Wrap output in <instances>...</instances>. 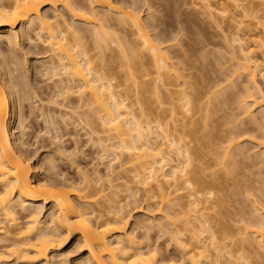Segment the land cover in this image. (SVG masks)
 Segmentation results:
<instances>
[{"label": "bare ground", "instance_id": "1", "mask_svg": "<svg viewBox=\"0 0 264 264\" xmlns=\"http://www.w3.org/2000/svg\"><path fill=\"white\" fill-rule=\"evenodd\" d=\"M125 1L0 0V44L8 48L7 54L0 51V264H68L69 253L62 250L74 237L76 247L84 249L80 264H178L181 260L186 264H253L244 253L264 260V207L256 208L250 201L253 210L250 208L247 219H252L241 222L244 225L237 228V240L231 241L236 235L228 233L226 222L224 226L217 220L219 223L211 226L207 212L216 204L208 203L210 192L202 191L206 181L199 174L200 166L193 163L200 153L195 145L189 146L191 141H184L187 137L204 141L199 130L207 128L200 121L208 120L213 109L208 105L223 103L225 89L234 87L235 78L243 77L240 94L233 101L237 112L227 119L231 126L224 138L223 157L249 154L264 164V0H193V9L221 31L233 62L230 73L224 76L221 71V78L213 79L208 89L197 87V81H187L183 67L169 62L168 45L161 46L166 37L150 35L148 28L156 26L138 15L135 5L141 4L140 0ZM188 17L183 18L186 23ZM221 22L226 26L219 25ZM29 33L47 52L48 60L38 66L52 81L44 92L48 106L44 111L35 104L37 96L24 74H14L30 61L25 49L32 41ZM17 49L21 58L16 56ZM110 55L119 60L114 66L105 59ZM121 71L132 83L138 111L127 103L128 93L116 89L123 84L117 81ZM149 75L155 99L161 93L168 102L164 115L144 111L141 106L149 92L144 81ZM72 94L83 107L93 108L102 136L94 128L86 134L90 140L95 136L102 153L98 159L103 163L110 155L109 162L118 163L123 156L119 169L128 166L132 185L124 181L119 186L130 201L121 202L119 192L112 189L110 163L104 161L103 175L95 170L90 178L81 172L78 181H71L53 172L56 165L50 155L38 160V149L30 150L23 124L26 114H37L58 132L54 122L60 119L66 123V119L49 106H60L56 99L67 100ZM24 103H28L27 113ZM212 133L209 137L217 134ZM56 146L62 157L64 148ZM45 170L53 172L52 176L41 179ZM104 180L108 185L101 187ZM140 190L144 201H155L147 204V213L156 211L162 222L155 223L146 215L130 224L125 208ZM182 190H186L185 196L180 195ZM96 204L99 207L94 208ZM153 205L156 208L151 210ZM152 228L165 236L163 249L150 242ZM135 230L141 234L136 235ZM169 248L176 250L181 260L161 256Z\"/></svg>", "mask_w": 264, "mask_h": 264}, {"label": "rangeland", "instance_id": "2", "mask_svg": "<svg viewBox=\"0 0 264 264\" xmlns=\"http://www.w3.org/2000/svg\"><path fill=\"white\" fill-rule=\"evenodd\" d=\"M129 1L131 0H126L125 2H129ZM139 2H141V4L140 3L138 4L137 2L135 5L138 11V15L145 21L151 19V26L153 25L156 26V29H153L155 27L148 28L149 34L152 36H156V38L158 37L162 38V35L166 37L165 39L162 38L166 41L162 43L161 46L168 45L167 49L165 50H167L166 52H168L169 54L168 56L170 57L169 62L176 63V64L179 63L180 66L178 67H181V66L183 67L182 74L188 76L186 78L187 81L189 82L197 81L195 84V85L198 84L197 87H200L201 89L202 88L208 89L213 79L217 77L221 78V75H223L222 73H224V76L225 75L227 76V74L230 73V70L232 69L231 65L233 62L230 61L229 59L230 49H228L229 47H227L226 44L224 43L225 41L222 40L221 31L215 26H213L212 24H210L206 17H204L201 14H198L197 11L193 9V6H192L193 0H140ZM214 2H218V0ZM253 2H256V0H253ZM257 8L261 9V6L259 7L257 6ZM45 9H48V7H45ZM184 17L190 18L191 22L187 21L190 24L186 23L183 20ZM261 21H264V19H262ZM220 24L223 27V26H226L225 24L227 23L221 22L219 23V25ZM150 29L153 31H150ZM228 29L232 31L231 30L232 28H228ZM157 33L160 34L161 36H158ZM29 38L30 39L33 38V36L30 33H29ZM34 39H32L31 42L29 40V43H27L26 48H25L26 50H29L28 52H30L28 55V59L30 61L27 63V65L25 64L26 67L24 65L22 68L14 72V74L15 75H18L20 73L24 74L23 77L27 81L29 85L28 87L31 88L35 92V96H37L35 98V100H37L36 101L37 103L35 104L40 106L42 110L44 111L48 109V106L45 104L46 97L44 95V92L50 87V85L52 84V81L47 79L46 76H44L42 73L39 72L40 69H38V66L45 63L48 60L45 57L47 56L46 55L47 52H45L43 46L35 44L37 41L34 42L33 41ZM175 40H177V42ZM167 42L171 43L172 47L170 46L171 44ZM34 44L36 45L35 47H34ZM4 45H5L4 43L0 44V51L4 54H7L8 48L7 46H4ZM111 47L113 46L111 45ZM18 50L19 49L16 50V56L18 55V57L21 58L20 56L22 53L19 52L20 50L19 51ZM106 55H109V53H106ZM105 59L108 61V64H111L112 66H114L113 65L114 63L119 61L117 58H115L112 55L108 56ZM120 62L122 61L120 60ZM19 71H22V72H19ZM119 73H121L120 79H117V81L118 80L120 81L119 83L118 82L117 83L120 85L122 82L123 84L120 86L118 85L119 87L116 89L120 90L121 92L128 93L130 98L127 100V103L130 102L131 108L135 109V111H138L137 110L138 105H136L134 101L135 92L132 91V89L134 90L133 86L131 85L132 83L129 80V78L124 74L123 71ZM25 77H28V78H25ZM150 79H152V75H149L144 78L145 85L147 89H149L148 90L149 92L145 94L143 99L140 97V99H142L140 103L144 102L143 104L145 106L141 104L140 105L142 106L143 109H145L144 111L149 109V110H152L153 114H157V115L163 114L164 115L165 112H167L166 109H168L169 107L167 106L168 102L166 98L164 99V96L161 93H159L160 95L158 99H155L156 96L151 90L152 86H151ZM237 79L238 78H235L234 84L232 83L233 84L232 86L234 87H231V86H230L231 88L227 87V89H225L224 91V94L221 95V99L223 100L224 98L223 103L217 104L216 101H214V103H212L213 102L212 101L211 102L212 105L211 103L208 105L209 109L213 108L212 112L208 113V117H209L208 120H202L204 123L200 121L201 126L207 127L205 129L203 128L202 130H199L200 133L202 132L201 134L204 133V135H202L204 136L202 139L204 141H200L201 140L200 138L198 141L192 140L193 138L191 137H187L186 139H184V141L186 142L191 141L189 146L195 145V147L198 149L197 152L199 151L198 153L201 154V155L198 154L200 158H198L197 160L195 159L193 163L197 165L198 167L200 166L201 172L199 174H202L201 178L203 179V182L206 181L204 182L202 191L205 193L210 192V195H206V199L207 201H209L208 203L213 202L214 204H216V206L212 208V210L207 212L210 215V218L212 219L211 226H214V225L216 226V224L219 222L220 224L223 223L222 225H224L226 222L225 225L228 226V227L226 226V229L227 230L229 229L228 233H231V234L234 233L233 235H236L235 238L232 235L233 237H231L232 238L231 241H234L235 239L237 240L238 238H240L239 233H237L238 232L237 228L239 227V230H240V227L244 225V223H241V222H244L243 220H245V218L247 219L251 217L250 215L252 213L253 206H256V208L264 207V164L258 163L257 162L258 160L255 159L254 156L251 157L250 155L251 158H249L248 157L249 154L246 155L245 157H241V156H228L229 158L223 157V152H224L223 148L225 147L224 138L225 139L227 138L228 136L227 131L229 130V127L231 126L230 124L229 125L227 124L228 123L227 119L230 118L231 116L230 114L232 113L235 114L237 112L236 107H235L236 105L235 103H233V101L235 102L236 100L235 97H237L240 94L239 88L241 89L240 85H242L241 83H243L242 81L243 77L242 78L240 77L238 80ZM76 99H77V95L72 94V96L69 99H67L68 103H67V100H64V99L61 100L60 98H58L56 99L57 100L56 103L59 102L63 105L58 104L60 106H49V108H52L55 112L58 111L55 113L56 115L62 114L64 118L67 120V121L65 120V122L67 123L66 124L62 122L60 119H56V122H54V124L56 123L54 127L56 128V131L58 132L54 131L52 125L43 123V119L41 117H38L37 114H32V115L26 114V117H25L26 119L24 118L23 124L26 126V129H27L28 134L26 135V139H27L28 144H30L29 145L30 150L33 151L34 149H38L37 150L38 152L37 156L39 154L38 160H41L45 155H50L55 160V165H56L55 167L56 170L54 169L53 172L59 174L61 177L70 179L71 181L73 180L78 181L79 178L82 176L81 172H84V174H87L90 178L94 177L93 173L95 170H98L99 173L103 175L105 173V168H104L106 165L105 162L110 163L111 164L110 167L113 171H112L111 177L109 178H110L111 184L115 186L114 188L112 187V189L117 190L119 192L118 199L121 200V202H124L126 200L130 201L129 198H127L126 196V192L122 191L121 190L122 187L120 188L119 186L124 181L129 183V186L132 185L131 183L132 175L128 171V166L126 167L127 170L122 169L123 171H121V169H119L120 167L118 163L121 162L122 160L121 158H123V156L119 158L118 163L116 160L109 162V160H111L109 159L110 155L108 157L107 156L104 157L105 162L103 161V163L102 161L98 159L101 156L100 154L102 153L100 151L99 145L94 141L95 136L91 135L94 137H91L92 140H90L89 135L86 134L89 132L90 128L92 129L94 128L97 130V133H99V136H102V132L98 130L100 129L98 128L99 127L98 121L97 119L94 120L95 119L94 117L96 116H94L95 114L92 112L93 108H90L87 106L83 107L84 106L82 105L83 103L76 102L77 101ZM221 99L219 100L220 102H222ZM163 100L166 103L163 102ZM23 106H24L23 111L27 113L28 103H24ZM151 119L153 118H150V120ZM72 125L74 126V129ZM210 130L214 134H216L217 132L216 134L217 136L211 135L213 137H217L215 138V140L213 139V137H209L210 136L209 134L212 133ZM219 133H222V134H219ZM199 135L197 137H199ZM49 136H55L56 139L52 141L49 139ZM104 136H107V134L104 133ZM209 141L211 143L206 144ZM110 142L108 141L107 143H110ZM160 142L162 143V140L160 141V139L159 140L157 139V143L160 144ZM203 142H205V145ZM216 143H219V144H216ZM58 144L62 145V147L65 150V154L62 155V157L56 153V147H57L56 145ZM37 156H35L34 159H36ZM36 161L32 159V162H36ZM41 166L42 168H44L42 164ZM44 172L45 173H42V175H40L41 179L48 178V176L51 177L52 176L51 173H53V172H48L46 170ZM102 182L98 183L99 185L100 183H102L100 185L101 187H105L108 185V183L105 180ZM211 183H213V185ZM251 186H254V187H251ZM199 187L201 186H194V189H201ZM141 193H142V190L137 192L135 195L136 198L134 197L135 198L134 202L133 203L129 202V205H127L128 207L126 206L125 208L126 209L125 211H127L129 216H131L130 224L132 225L133 222L144 219L146 215H149L148 217L150 218L152 217L155 223L157 221L162 222V219L160 218L158 214H156V211H153L152 213H147L145 207L147 206V204L152 205L155 201H151L149 203L148 201H144V197ZM185 194H186V190H182L180 192V195L182 196H185ZM183 200L184 199H182V201ZM250 201H254L252 202L253 206L251 205ZM154 206L155 205L151 206L150 209L152 210ZM93 207L95 208L99 206H97L96 204ZM222 217L223 219L220 220V218ZM239 218H241V220H239ZM251 219H247V221ZM217 220H219V222ZM223 220H226V221L223 222ZM138 231L136 232L135 230L136 235L141 234L140 233L141 230L139 232ZM149 232H151L149 234L150 240H151L150 242L153 244L157 242L156 245H158L161 249H163L164 248L163 245L166 243V239H163L165 236L162 237L161 236L162 234L161 233L158 234V232L154 228H152ZM74 238L70 241L68 240L62 250V253L64 252L69 253L66 259L68 264H73L75 262L76 264H78L77 262H79V260L85 256L84 249L83 248L79 249V247H76ZM232 247L233 248L231 249H234L233 245ZM259 251H260V248H259ZM160 254L161 256L166 255L168 258H172L174 261L175 260L179 261L177 259L178 258L180 259V254L173 248H169V250L167 249L165 252L163 251ZM233 254L237 256L236 252ZM244 254L248 258L250 257L249 263L252 261L253 264H260L259 261H261V264H264V260H261V259L258 260V256L255 255L254 257V255H248L246 253ZM7 259L9 260L11 258H7ZM184 261L185 260H181V262L179 263L176 262V263L186 264L187 262H184ZM9 264H11V262H9Z\"/></svg>", "mask_w": 264, "mask_h": 264}]
</instances>
